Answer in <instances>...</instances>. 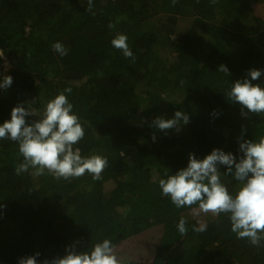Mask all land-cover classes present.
<instances>
[{"label":"trees","instance_id":"16d2710c","mask_svg":"<svg viewBox=\"0 0 264 264\" xmlns=\"http://www.w3.org/2000/svg\"><path fill=\"white\" fill-rule=\"evenodd\" d=\"M263 1L92 0L89 12L88 0H0V50L13 78L0 87V124L18 104L42 112L71 87L73 111L86 122L74 147L108 159L100 180H56L31 168L17 175L19 144L0 140V264L37 252L52 260L72 245L89 251L105 238L118 246L153 227L162 229L154 258L129 264H264V240L238 239L225 213H207V230L194 231L199 223L185 213L198 204L177 208L159 186L191 153L203 159L219 148L238 162L241 139L264 135V114L242 111L226 94L252 69L262 73L252 83L264 86V19L253 7ZM117 33L126 34L134 62L112 46ZM57 41L67 55L53 50ZM222 64L230 75L218 71ZM177 110L189 123L167 132L152 126ZM221 180L230 192L239 185L231 173ZM181 217L186 235L176 227Z\"/></svg>","mask_w":264,"mask_h":264},{"label":"clouds","instance_id":"9594fccd","mask_svg":"<svg viewBox=\"0 0 264 264\" xmlns=\"http://www.w3.org/2000/svg\"><path fill=\"white\" fill-rule=\"evenodd\" d=\"M178 0H172L173 6ZM216 4L218 0H210ZM92 0H88L87 11L92 12ZM94 14V13H93ZM109 28L115 27L112 23ZM114 48L120 50L125 58L135 56L123 33L111 40ZM54 51L61 56L68 54V49L57 41L52 45ZM218 71L230 75L225 65H220ZM261 70L252 69L250 78L238 79L226 93L232 101L239 102L243 108L255 114H264V86L253 84L258 80ZM13 82L12 76H5L0 87L7 89ZM184 82L181 81V84ZM72 88L67 87L49 100L42 112H38L28 105L18 104L12 109L11 119L0 124V140L10 139L18 142L19 153L23 161L19 163L15 172L20 175L35 169L34 175L47 174L56 180H71L88 173L94 180L102 179V172L108 166V159L100 154L82 155L77 145L85 136V128L74 105L69 100ZM38 116L37 120L29 123L26 117ZM188 114L177 110L172 118L158 116L152 121V126L167 132L189 123ZM156 136L153 135V141ZM239 151L242 155L237 162L236 156L222 149H214L203 159H198L194 153L190 154L186 168L175 174L165 172L166 179L159 180V186L164 196L170 197L172 203L181 208L197 205L203 213H211L213 217L221 213L228 215L231 231L238 239H247L253 246H260L264 240V135L257 140L241 139ZM219 165L227 166V173H231L239 182L234 192H230L221 180L222 173ZM234 166V168H233ZM178 232L186 235V219L181 217L177 224ZM196 232L207 230L206 224L193 226ZM35 255L21 257L19 264H129L117 254L116 246L108 238L97 242L89 251L78 252L75 245L69 246L67 254L52 260L39 261Z\"/></svg>","mask_w":264,"mask_h":264},{"label":"rangeland","instance_id":"374dc122","mask_svg":"<svg viewBox=\"0 0 264 264\" xmlns=\"http://www.w3.org/2000/svg\"><path fill=\"white\" fill-rule=\"evenodd\" d=\"M254 13L264 19V1L255 4ZM207 213H203L199 208H194L185 213L188 218H196L198 223L205 222ZM162 234L161 227H153L146 231L125 239L116 246L117 254L123 259H132L139 261H151L155 255V247L159 243Z\"/></svg>","mask_w":264,"mask_h":264},{"label":"built area","instance_id":"2783aa9c","mask_svg":"<svg viewBox=\"0 0 264 264\" xmlns=\"http://www.w3.org/2000/svg\"><path fill=\"white\" fill-rule=\"evenodd\" d=\"M0 55L3 57V61L0 63V78H4L7 71L10 68V63L0 50Z\"/></svg>","mask_w":264,"mask_h":264}]
</instances>
